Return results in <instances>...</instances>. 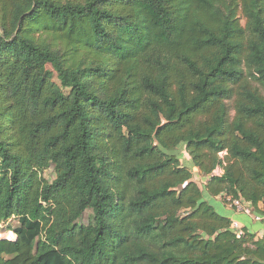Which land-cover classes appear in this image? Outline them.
Segmentation results:
<instances>
[{"label":"trees","instance_id":"obj_1","mask_svg":"<svg viewBox=\"0 0 264 264\" xmlns=\"http://www.w3.org/2000/svg\"><path fill=\"white\" fill-rule=\"evenodd\" d=\"M219 197L264 217V0H0V264H264Z\"/></svg>","mask_w":264,"mask_h":264},{"label":"built area","instance_id":"obj_2","mask_svg":"<svg viewBox=\"0 0 264 264\" xmlns=\"http://www.w3.org/2000/svg\"><path fill=\"white\" fill-rule=\"evenodd\" d=\"M225 155H226V152H223L220 154V157L223 158ZM217 171L221 172V174L215 175V172H214L213 176H221L223 174V170L220 166L217 168L216 172ZM219 199L223 200L224 205L237 215H240V214L248 215L253 219L254 222H262L264 220V217L255 215L253 213L254 211H253L252 205L244 201L242 198L219 197ZM230 228L238 239H240L244 235V226L239 221L233 219L231 221Z\"/></svg>","mask_w":264,"mask_h":264},{"label":"rangeland","instance_id":"obj_3","mask_svg":"<svg viewBox=\"0 0 264 264\" xmlns=\"http://www.w3.org/2000/svg\"><path fill=\"white\" fill-rule=\"evenodd\" d=\"M246 24V21L245 19H242V25H245ZM232 117L234 115V113L231 114ZM182 160H184V157L183 156H180ZM194 181L199 183V184H203L205 183L203 181V178L207 177V176H204L202 175L200 172H199V169H194ZM221 174V172H216L215 171V175H219ZM214 175V174H213ZM42 176L44 179H46L47 181L49 182H53L55 179H56V172H55V168L54 166H52L51 168L47 169L46 171H44L42 173ZM207 182V181H206ZM221 212H225L223 211L222 209L218 208ZM226 213V212H225ZM228 213V212H227ZM226 213V214H227ZM229 214V213H228ZM92 216V211H87L84 216L80 219L79 223L80 224H83V225H86L90 222V217ZM240 222V221H239ZM241 223V222H240ZM8 225V226H6ZM19 224L17 222V220L15 219H12L10 220L9 222H7L6 224H3L1 223L0 224V238H8V239H14L15 235L14 234H10L7 230L8 227H11L12 229H14V227H18ZM260 224L258 225L257 224V227H259Z\"/></svg>","mask_w":264,"mask_h":264},{"label":"crops","instance_id":"obj_4","mask_svg":"<svg viewBox=\"0 0 264 264\" xmlns=\"http://www.w3.org/2000/svg\"><path fill=\"white\" fill-rule=\"evenodd\" d=\"M225 208H226L227 211L232 212L229 208H227V207H225ZM234 214H235V213H234ZM235 215H237V214H235ZM237 216H238V215H237ZM256 223H258V222H256ZM263 233H264V229H263V227L261 226L260 231H259L260 236H262ZM10 234L12 235L13 233L10 232ZM6 239H8V238H6ZM14 239H15V237H14ZM14 239H9V240H14Z\"/></svg>","mask_w":264,"mask_h":264},{"label":"water","instance_id":"obj_5","mask_svg":"<svg viewBox=\"0 0 264 264\" xmlns=\"http://www.w3.org/2000/svg\"><path fill=\"white\" fill-rule=\"evenodd\" d=\"M212 178H213L212 176H208V177L203 178V181L206 182V181H208V180H210Z\"/></svg>","mask_w":264,"mask_h":264}]
</instances>
